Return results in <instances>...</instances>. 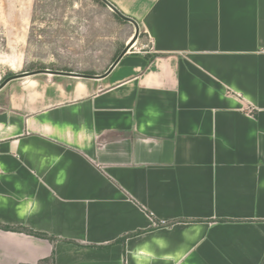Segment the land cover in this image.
I'll return each instance as SVG.
<instances>
[{
    "label": "crops",
    "instance_id": "0c3cea01",
    "mask_svg": "<svg viewBox=\"0 0 264 264\" xmlns=\"http://www.w3.org/2000/svg\"><path fill=\"white\" fill-rule=\"evenodd\" d=\"M106 1L103 72L0 84V264H264V0Z\"/></svg>",
    "mask_w": 264,
    "mask_h": 264
},
{
    "label": "rangeland",
    "instance_id": "374dc122",
    "mask_svg": "<svg viewBox=\"0 0 264 264\" xmlns=\"http://www.w3.org/2000/svg\"><path fill=\"white\" fill-rule=\"evenodd\" d=\"M113 13L98 0H0V84L40 69L103 72L132 29Z\"/></svg>",
    "mask_w": 264,
    "mask_h": 264
},
{
    "label": "water",
    "instance_id": "95a60500",
    "mask_svg": "<svg viewBox=\"0 0 264 264\" xmlns=\"http://www.w3.org/2000/svg\"><path fill=\"white\" fill-rule=\"evenodd\" d=\"M102 1H103L105 4L110 5L109 3H107L106 0H102ZM110 6L115 10V13H116L121 19L128 20V21L131 22V23L135 26V28L138 30V28H137V23H136L135 21H133L132 19L126 17L125 15H123L122 13H120L119 11H117L112 5H110ZM37 72H49V70H48V69H40V70H36V71L23 72V73L20 74V75H14V76H10V77L6 78V79L4 80V83H6L7 81H9V80H11V79H13V78H16V77H18V76L31 75V74H33V73H37Z\"/></svg>",
    "mask_w": 264,
    "mask_h": 264
},
{
    "label": "trees",
    "instance_id": "16d2710c",
    "mask_svg": "<svg viewBox=\"0 0 264 264\" xmlns=\"http://www.w3.org/2000/svg\"><path fill=\"white\" fill-rule=\"evenodd\" d=\"M98 1H99L101 4L105 5V3H104L102 0H98ZM114 15H115V17H116L119 21L125 22V20L121 19L118 15H116V14H114ZM125 23H127V22H125ZM116 57H117V54L114 55V58H116ZM64 71H67V70H64ZM85 74H95V73L90 72V73H85ZM121 240L123 241V240H124V237L121 238Z\"/></svg>",
    "mask_w": 264,
    "mask_h": 264
}]
</instances>
